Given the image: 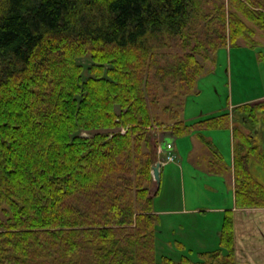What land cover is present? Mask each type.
I'll list each match as a JSON object with an SVG mask.
<instances>
[{
  "label": "trees",
  "instance_id": "obj_1",
  "mask_svg": "<svg viewBox=\"0 0 264 264\" xmlns=\"http://www.w3.org/2000/svg\"><path fill=\"white\" fill-rule=\"evenodd\" d=\"M203 3L0 0V264H235L231 213L220 248L196 261L156 251L151 131L186 126L179 113L173 125L152 115L155 84L187 93L204 73L195 54L247 38L238 13L264 32L260 1L216 0L206 13ZM172 43L187 53L159 63ZM240 151L237 204L264 205L252 148Z\"/></svg>",
  "mask_w": 264,
  "mask_h": 264
},
{
  "label": "crops",
  "instance_id": "obj_2",
  "mask_svg": "<svg viewBox=\"0 0 264 264\" xmlns=\"http://www.w3.org/2000/svg\"><path fill=\"white\" fill-rule=\"evenodd\" d=\"M259 51L253 59L258 64L254 65L252 77L245 76L248 92L242 94L239 90L231 96L228 93L226 110L212 103L217 95L213 91L205 117L199 107L187 100L176 116L180 125L186 126L183 132L155 131L157 159L162 160L168 153L167 143L173 145L176 154L175 160L161 162L159 191L154 198L158 254L173 259L186 256L196 261L199 253L220 248L223 220L231 213L234 263L264 264V205L239 206L235 194L237 149L245 155L252 148L249 172L264 187L257 174L264 175V52ZM177 120L162 122L173 125Z\"/></svg>",
  "mask_w": 264,
  "mask_h": 264
},
{
  "label": "rangeland",
  "instance_id": "obj_3",
  "mask_svg": "<svg viewBox=\"0 0 264 264\" xmlns=\"http://www.w3.org/2000/svg\"><path fill=\"white\" fill-rule=\"evenodd\" d=\"M203 1L205 13L210 12V10L214 9V1L216 0ZM244 1L249 3L250 5H253L252 0ZM252 9L259 10V8ZM244 19L247 23V26L251 28L247 31H244L245 35H247V38L239 36L236 40V45H231L232 47H230V45H227L226 48L221 47L217 49L215 53L210 54V58H208L207 60L199 54H195L196 56L194 57L202 65L204 73L198 77L195 85L190 90H188L187 93L185 92L186 89H181L179 87V84L174 81L172 82L169 80H165V82L163 83L155 84V90L153 93L157 96V98L155 99V101L149 103L150 111L155 118L157 117V119H159L161 122H168L169 120H172V117L179 113L178 106L180 105L179 110L182 111L185 101L187 100L188 103L192 102L193 106L199 107L200 112H203L202 116L205 117L208 113L206 110L209 106L208 104H210L209 100L213 96V91H216L217 95L216 99L212 100V103L220 108H224L223 110L227 109L226 105L228 93L231 96L232 93L237 94L239 90L242 92V94H246V92H248L245 76H251L253 74L254 65H256L257 63L256 60L254 64L255 60H253L254 57H257L255 56L256 52L258 50H260V53L264 52V41H260L264 40V32L245 17ZM191 27V29L195 31H199L200 29V25L196 24H192ZM254 41L259 42L255 43ZM178 44L176 45L175 43H172V45L176 46H169L167 48L160 49V54L158 57L159 63L166 64L177 60L178 57L183 58L184 53H187V51H182V49L179 48L180 45ZM252 44L259 45L257 47H254ZM239 49L242 50V53L239 52ZM226 57L229 60H227ZM78 61L84 67L83 76H88L87 67L91 64V61L86 57L81 58ZM252 80L253 78L249 79V81ZM180 103L182 104V106ZM164 107H166V109ZM158 130L161 129L155 127L152 129L151 133H153V135H156L157 132L155 133V131ZM82 134L86 136L89 135L88 132H83ZM204 166H206L205 163H203L202 167ZM255 166L257 165L255 164ZM257 174L259 177L258 180L260 182L264 181V175L259 176L258 172ZM152 183L153 185L156 184V182L154 181ZM157 255L162 254L157 253Z\"/></svg>",
  "mask_w": 264,
  "mask_h": 264
},
{
  "label": "built area",
  "instance_id": "obj_4",
  "mask_svg": "<svg viewBox=\"0 0 264 264\" xmlns=\"http://www.w3.org/2000/svg\"><path fill=\"white\" fill-rule=\"evenodd\" d=\"M166 149H167L168 153L164 156V158L162 159V162H171V161L175 160L176 154H175V151L173 149V145L171 143H167Z\"/></svg>",
  "mask_w": 264,
  "mask_h": 264
},
{
  "label": "water",
  "instance_id": "obj_5",
  "mask_svg": "<svg viewBox=\"0 0 264 264\" xmlns=\"http://www.w3.org/2000/svg\"><path fill=\"white\" fill-rule=\"evenodd\" d=\"M160 166H161V163L157 161L152 167V175H153V179L156 182V184L159 183V179H160L159 177Z\"/></svg>",
  "mask_w": 264,
  "mask_h": 264
}]
</instances>
